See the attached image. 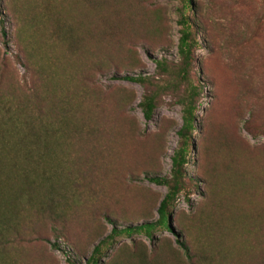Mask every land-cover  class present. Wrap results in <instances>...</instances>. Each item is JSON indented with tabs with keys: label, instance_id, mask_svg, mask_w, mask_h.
Segmentation results:
<instances>
[{
	"label": "rangeland",
	"instance_id": "rangeland-1",
	"mask_svg": "<svg viewBox=\"0 0 264 264\" xmlns=\"http://www.w3.org/2000/svg\"><path fill=\"white\" fill-rule=\"evenodd\" d=\"M182 2L0 0V101L52 130L37 171L68 178L51 211L11 210L17 226L0 264H87L111 228L156 219L165 188L146 176L169 175L177 92L159 93L145 120L138 102L150 87L120 77L162 83L153 60L178 61L179 11L201 84L186 188L170 230L115 235L95 264H264V0ZM9 175L5 186L21 188Z\"/></svg>",
	"mask_w": 264,
	"mask_h": 264
},
{
	"label": "trees",
	"instance_id": "trees-1",
	"mask_svg": "<svg viewBox=\"0 0 264 264\" xmlns=\"http://www.w3.org/2000/svg\"><path fill=\"white\" fill-rule=\"evenodd\" d=\"M188 5V0H183L181 7L188 8ZM0 25L1 34L4 36L1 19ZM177 25L179 27L176 43L178 61L168 65L164 60H153L156 74L162 77L161 84L152 83L139 75L124 74L120 77L129 82L146 83L150 87L138 102L141 115L145 120L150 119L159 93L167 90L177 92L176 102L180 109V125L175 131L177 141L170 156L169 175L146 176L149 182L165 188L156 208L157 217L152 222L141 223L133 228H111L110 234L93 246L86 259L87 264H95L103 246H107L115 235L129 234L132 231H143L146 235H150L156 228L170 230L169 209L177 195L185 191L184 167L187 162V150L191 145V133L195 128L196 103L200 97L201 84L193 82L190 76L196 41L189 18L182 11H179ZM15 110L0 101V256L3 245L8 242L7 235L16 230L17 222L11 211L15 205L29 204L38 213L51 211L53 205L57 203L58 189L65 188L68 180L65 173L57 168L37 171V167L47 159L45 157L50 156L54 150L53 141L50 140L52 130L43 123L35 124L36 126L31 124L23 116V110L19 108ZM17 156L21 157L16 159ZM10 173H14L23 184L21 188L5 186V183L11 180ZM39 194L43 196L41 200ZM176 243L187 256L188 249L184 242L176 238Z\"/></svg>",
	"mask_w": 264,
	"mask_h": 264
}]
</instances>
